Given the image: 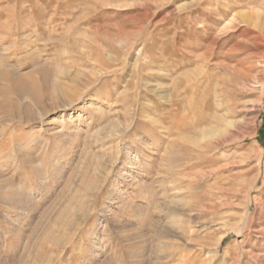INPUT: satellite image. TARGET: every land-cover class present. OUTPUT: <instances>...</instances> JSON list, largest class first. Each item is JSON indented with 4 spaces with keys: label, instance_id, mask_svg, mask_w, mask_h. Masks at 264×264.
<instances>
[{
    "label": "rangeland",
    "instance_id": "rangeland-1",
    "mask_svg": "<svg viewBox=\"0 0 264 264\" xmlns=\"http://www.w3.org/2000/svg\"><path fill=\"white\" fill-rule=\"evenodd\" d=\"M0 264H264V0H0Z\"/></svg>",
    "mask_w": 264,
    "mask_h": 264
},
{
    "label": "bare ground",
    "instance_id": "bare-ground-1",
    "mask_svg": "<svg viewBox=\"0 0 264 264\" xmlns=\"http://www.w3.org/2000/svg\"><path fill=\"white\" fill-rule=\"evenodd\" d=\"M194 73V72H193Z\"/></svg>",
    "mask_w": 264,
    "mask_h": 264
}]
</instances>
